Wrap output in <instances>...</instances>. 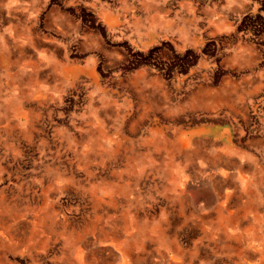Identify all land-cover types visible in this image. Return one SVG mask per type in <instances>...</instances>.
Wrapping results in <instances>:
<instances>
[{
  "label": "rangeland",
  "instance_id": "1",
  "mask_svg": "<svg viewBox=\"0 0 264 264\" xmlns=\"http://www.w3.org/2000/svg\"><path fill=\"white\" fill-rule=\"evenodd\" d=\"M157 1L0 0V264H168L179 250L178 264H264V59L184 47L200 0H169V51L129 60L123 27L167 25ZM180 59L210 60L186 77ZM210 168L248 246L204 237L223 220L198 183Z\"/></svg>",
  "mask_w": 264,
  "mask_h": 264
},
{
  "label": "crops",
  "instance_id": "2",
  "mask_svg": "<svg viewBox=\"0 0 264 264\" xmlns=\"http://www.w3.org/2000/svg\"><path fill=\"white\" fill-rule=\"evenodd\" d=\"M135 3L138 7L140 0H136ZM161 6L162 11L157 12L156 7L159 8ZM168 7L169 0H159L157 3H154V9L151 11L156 12L153 17L162 18V21H164L165 18L167 19V25L164 24L162 28H159L158 25H149L141 31L133 30L132 27L129 29L125 26L123 27V31H125L126 34H124L122 48L129 51L130 55L134 58L129 60L140 63H142L141 61L143 60H152L147 58L152 54L151 50L156 45L157 47H163L165 50V47H167L165 44L168 43L172 37L169 28L170 16L168 13L170 11H168ZM164 9H167L166 12ZM258 16H264V0H200V7L195 15L197 22H195L194 29L197 43L188 42L181 37L180 41L184 43V47L191 48L193 46L202 45L213 49V53L219 59H225L224 56L226 55H238L239 53L247 54L251 52L256 54L259 59H264V30L262 29L260 31L257 24L252 21L253 19H257ZM244 19L251 20L248 26H243ZM252 33L256 34V36L255 38L252 37L253 40L250 41L248 38L249 36H253ZM173 37L177 36L174 35ZM248 40L250 41L249 45L254 47V51L248 50V48H250L246 43ZM60 44L63 46V50L68 49L67 45L65 47L64 43L61 42ZM169 49L168 46L166 50L169 51ZM198 56L201 55L198 54ZM192 60L193 59L179 60L180 64L187 65V71L184 74L186 77H191L198 68H203L208 65L209 63H207V61L210 59H195L194 62H192ZM154 61H160L163 64V69L161 71L159 70L162 74L165 71V66H169L171 63V59H165V56H162V59H153V62ZM149 71L153 72L154 68L149 69V66L143 65L137 69L136 73L142 76V73L148 75ZM162 74L158 72L157 76L160 77V79L162 78L163 80L169 81L170 78ZM153 75L156 74H152V77Z\"/></svg>",
  "mask_w": 264,
  "mask_h": 264
},
{
  "label": "bare ground",
  "instance_id": "3",
  "mask_svg": "<svg viewBox=\"0 0 264 264\" xmlns=\"http://www.w3.org/2000/svg\"><path fill=\"white\" fill-rule=\"evenodd\" d=\"M14 5L15 6H19L20 3L19 1H14ZM113 18V17H112ZM116 18V17H115ZM118 18V17H117ZM119 22V21H118ZM113 23V22H112ZM22 33H16L13 36V33H11V38L13 40H18V39H23V35H21ZM150 35V34H149ZM152 43V42H151ZM65 71V70H64ZM69 71V70H68ZM75 71V70H74ZM82 73V72H81ZM64 78V77H63ZM75 79V78H74ZM70 81V80H69ZM92 81V80H91ZM96 82V81H95ZM96 86V85H95ZM131 86V85H130ZM42 94V93H41ZM117 95V94H116ZM22 115V114H21ZM22 119V118H21ZM153 119V118H152ZM157 121V120H156ZM154 125V124H153ZM156 125V124H155ZM228 125V124H227ZM157 126V125H156ZM183 130V129H182ZM186 130V129H185ZM190 130V129H189ZM192 130V129H191ZM190 130V131H191ZM201 130V129H199ZM130 131V130H129ZM132 131V130H131ZM181 132V131H180ZM204 132V131H203ZM216 133V132H215ZM180 135V134H179ZM220 135V134H218ZM224 136V135H223ZM230 136V135H229ZM195 137V136H194ZM228 143V142H227ZM188 143H184V145L181 147L183 150L186 149V146ZM232 146V145H231ZM228 147V146H227ZM215 168H210L206 175V177H201L198 181L201 190L205 193V194H209L210 195V199L209 202L207 203V208L209 210L215 211L216 215L218 217H221V220L219 222V225L216 227L217 229L220 230V232L218 233H212V232H206L203 228H202V232L206 233L205 234V238L209 240V242L213 241V242H217V241H224V240H228L227 242L230 243L232 241H240V243L244 246H248L249 243H247V238L240 234L237 233L235 231V229H237V225H238V221H239V217L234 220V211L231 210L230 208L235 207V206H230L229 203V199L231 197V194L226 193L224 195H220L219 193H217L216 191H214V183L218 181L219 178H225L224 176L227 175L225 172H221L220 170H214ZM232 177L235 178L234 183V189L239 191V196L241 198H245L249 196V192L250 190H248V186H249V182L248 179L245 176H240L238 177L237 175H230ZM186 183L180 181V176L174 172L171 171L170 173V183L168 186V190L169 192H171L172 196L177 198L179 202L183 203V198H184V194H183V190L184 187H186ZM195 185L197 186V184L195 183ZM185 192V191H184ZM203 193V194H204ZM250 198V197H249ZM248 198V199H249ZM202 207V206H201ZM237 211L241 212L243 217H246V213H243L244 211H240L239 209H237ZM18 212V211H17ZM240 214V215H241ZM192 216L193 217H197V212H193L192 211ZM31 217V216H30ZM60 218V217H59ZM26 219V218H25ZM28 219V218H27ZM48 225V224H47ZM246 233V232H245ZM129 236V235H128ZM110 238L109 241V245L111 243V246L114 245V243H118V241H114L110 236H108ZM86 240V239H85ZM256 240H260L259 238H256L253 240H250V243L255 242ZM253 241V242H252ZM73 250V249H72ZM129 251H127L125 248H123L121 250V259L124 262L125 257L128 256ZM180 250L177 251L176 256H172L169 263L168 264H178L179 261H181L180 256L179 255ZM110 259V258H108ZM110 261V260H109ZM125 263V262H124Z\"/></svg>",
  "mask_w": 264,
  "mask_h": 264
}]
</instances>
